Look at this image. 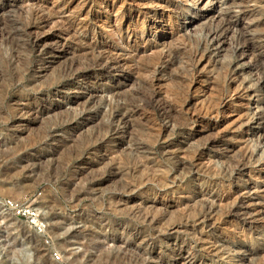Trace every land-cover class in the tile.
<instances>
[{
    "label": "rangeland",
    "instance_id": "374dc122",
    "mask_svg": "<svg viewBox=\"0 0 264 264\" xmlns=\"http://www.w3.org/2000/svg\"><path fill=\"white\" fill-rule=\"evenodd\" d=\"M4 198L0 264H264V0H0Z\"/></svg>",
    "mask_w": 264,
    "mask_h": 264
},
{
    "label": "built area",
    "instance_id": "2783aa9c",
    "mask_svg": "<svg viewBox=\"0 0 264 264\" xmlns=\"http://www.w3.org/2000/svg\"><path fill=\"white\" fill-rule=\"evenodd\" d=\"M0 208L23 219L36 235L46 234V225L37 206L13 198H4L0 201ZM54 256L56 259L59 257L57 253H54Z\"/></svg>",
    "mask_w": 264,
    "mask_h": 264
},
{
    "label": "bare ground",
    "instance_id": "6f19581e",
    "mask_svg": "<svg viewBox=\"0 0 264 264\" xmlns=\"http://www.w3.org/2000/svg\"><path fill=\"white\" fill-rule=\"evenodd\" d=\"M22 1L23 0H20V2L22 3ZM25 2V1H24ZM29 2V1H28ZM27 2V3H28ZM105 7H106V5H105ZM47 11V10H46ZM153 11H154V9H153ZM41 12V11H40ZM145 12V11H144ZM111 14H112V12H110ZM113 15V14H112ZM115 15V14H114ZM47 16V15H46ZM116 16V15H115ZM120 16V15H119ZM47 17H49V16H47ZM46 17V18H47ZM53 17V16H52ZM55 18V17H54ZM58 18V17H57ZM112 18H114V17H112ZM119 18V17H118ZM44 19V18H43ZM49 20H50V18H49ZM49 20L47 19L46 20V22H42L43 24L44 23H47V21L49 22ZM58 20V19H57ZM115 20V19H114ZM55 21V20H54ZM53 21V19L51 20V24H52V22H54ZM117 21V19L115 20V22ZM60 22H63V21H60ZM65 22V21H64ZM50 23V22H49ZM117 23V22H116ZM226 23V22H225ZM39 24V23H38ZM151 24V23H150ZM221 24V23H220ZM228 24V23H227ZM153 25V24H152ZM52 26V25H51ZM67 26V25H66ZM65 26V27H66ZM39 27H40V25H39ZM50 27V26H49ZM55 27V26H54ZM117 27V26H116ZM211 27V26H210ZM216 27H217V25H216ZM216 27H214L215 29H217L216 31L217 32H219V33H221L220 31H223V29L221 28V26L219 25V29H218V27L216 28ZM40 28H42V27H40ZM119 28V27H118ZM225 28V27H224ZM69 29V28H68ZM112 29V28H111ZM209 29H211V28H209ZM222 29V30H221ZM228 29V28H227ZM115 30V29H114ZM33 31V30H32ZM39 31V30H38ZM118 31V30H117ZM211 31V30H210ZM210 31H208L209 33H211ZM112 32V31H111ZM225 32H226V29H225ZM66 33V32H65ZM112 33H116V31H114V32H112ZM214 33H215V30H214ZM214 33H213V35H214ZM118 34V33H117ZM208 34V33H207ZM72 35V34H71ZM216 35H218V33L216 34ZM220 35V34H219ZM218 35V36H219ZM212 36V35H211ZM222 36V35H221ZM224 36V35H223ZM217 37V36H216ZM121 38V37H120ZM119 39V38H118ZM82 41V40H81ZM119 41H121V40H119ZM89 45V44H88ZM122 45V44H121ZM129 45V44H128ZM243 45V44H242ZM125 46V45H124ZM152 46H153V44H152ZM155 46V45H154ZM90 47V46H89ZM131 47V46H130ZM244 47V46H243ZM127 48V47H126ZM129 49V48H128ZM105 50V49H104ZM240 50H241V48H240ZM82 51V50H81ZM91 51V50H90ZM102 51V50H101ZM106 51V50H105ZM104 51V52H105ZM243 52V51H242ZM85 53V52H84ZM104 54V53H103ZM106 54V53H105ZM169 54V53H168ZM110 55H112V54H110ZM104 56V55H103ZM109 56V55H108ZM107 56V57H108ZM117 56V55H116ZM163 56H164V54H163ZM102 57V56H101ZM113 57V56H112ZM117 57H119L120 58V56H117ZM168 57V56H167ZM103 58V57H102ZM101 58V59H102ZM105 58V57H104ZM110 58H111V56H110ZM114 58H115V56H114ZM119 58H115V59H113V60H115V63L117 64V63H120L122 60L121 59H119ZM166 58V57H165ZM125 59V58H124ZM105 60H107V58L105 59ZM110 60H112V59H110ZM112 60V61H113ZM94 62V61H93ZM116 64H115V66H116ZM122 64V63H121ZM107 65V64H106ZM110 65H111V63H110ZM113 65V64H112ZM122 65H124V64H122ZM109 66V65H108ZM118 66V65H117ZM115 68V67H114ZM121 68V67H120ZM110 69V68H109ZM119 71V70H118ZM121 71V70H120ZM114 72V71H113ZM233 210V209H232ZM242 211V210H241ZM246 211V210H245ZM243 212V211H242ZM243 213H245V212H243ZM243 216V215H242ZM101 245V244H100ZM66 247V246H65ZM83 253V252H82ZM80 260V259H79ZM105 260V259H104ZM73 263V262H72Z\"/></svg>",
    "mask_w": 264,
    "mask_h": 264
}]
</instances>
